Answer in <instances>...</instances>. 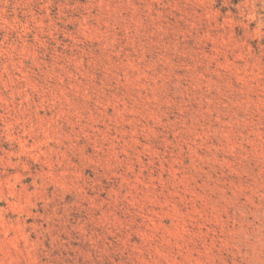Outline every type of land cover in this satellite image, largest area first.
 <instances>
[{"label":"rangeland","instance_id":"obj_1","mask_svg":"<svg viewBox=\"0 0 264 264\" xmlns=\"http://www.w3.org/2000/svg\"><path fill=\"white\" fill-rule=\"evenodd\" d=\"M0 264H264V0H0Z\"/></svg>","mask_w":264,"mask_h":264}]
</instances>
